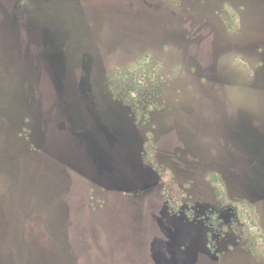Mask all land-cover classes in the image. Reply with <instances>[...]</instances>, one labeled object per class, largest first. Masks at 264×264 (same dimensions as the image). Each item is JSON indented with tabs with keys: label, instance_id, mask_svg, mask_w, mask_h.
Listing matches in <instances>:
<instances>
[{
	"label": "rangeland",
	"instance_id": "374dc122",
	"mask_svg": "<svg viewBox=\"0 0 264 264\" xmlns=\"http://www.w3.org/2000/svg\"><path fill=\"white\" fill-rule=\"evenodd\" d=\"M0 264H264V0H0Z\"/></svg>",
	"mask_w": 264,
	"mask_h": 264
}]
</instances>
